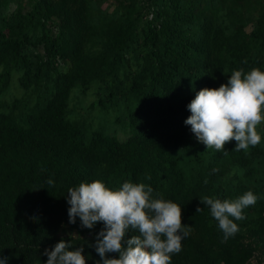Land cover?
Wrapping results in <instances>:
<instances>
[{
    "label": "trees",
    "instance_id": "obj_1",
    "mask_svg": "<svg viewBox=\"0 0 264 264\" xmlns=\"http://www.w3.org/2000/svg\"><path fill=\"white\" fill-rule=\"evenodd\" d=\"M253 68L264 71V0H0V255L46 264L63 239L96 264L88 245L103 224H70L67 194L100 180L143 183L182 208L191 232L171 264H249L264 247V122L258 145L233 140L227 155L184 122L198 91ZM74 89L93 98L78 115ZM110 114L112 129L95 126ZM247 191L257 202L224 241L200 200Z\"/></svg>",
    "mask_w": 264,
    "mask_h": 264
},
{
    "label": "clouds",
    "instance_id": "obj_2",
    "mask_svg": "<svg viewBox=\"0 0 264 264\" xmlns=\"http://www.w3.org/2000/svg\"><path fill=\"white\" fill-rule=\"evenodd\" d=\"M187 107L191 115L184 123L207 149L223 150L227 155L224 146L233 140V151L255 147L261 142L257 126L264 122V71L234 70L226 84L201 89ZM152 194L153 189L143 183L124 182L110 190L100 180L68 189L69 223L76 224L78 217L80 226L89 230L103 224L95 242L88 245L100 257L96 264H171V254L182 250V239L190 234L191 226L182 225V208L177 203ZM257 199L247 191L235 200L205 196L200 203L210 208L226 241L239 231L234 220L245 219L244 209L255 205ZM201 210L197 207L196 212ZM129 230L138 235L126 239ZM83 251V247L73 248L71 242L61 239L42 255L47 257L46 264H86ZM110 253L118 258L109 257ZM8 260L0 255V264H8Z\"/></svg>",
    "mask_w": 264,
    "mask_h": 264
},
{
    "label": "rangeland",
    "instance_id": "obj_3",
    "mask_svg": "<svg viewBox=\"0 0 264 264\" xmlns=\"http://www.w3.org/2000/svg\"><path fill=\"white\" fill-rule=\"evenodd\" d=\"M13 86L16 87V79L14 77L13 80ZM12 89V88H11ZM10 89V92L7 95V98H9L10 96H16V94H18L17 96H20L22 93L21 89ZM80 95L78 94V91L76 89L73 90L72 94H71V99H70V104L71 107H73L76 112L77 109H81L83 110L84 107H86L92 100L93 98L91 97V94H88L86 97H79ZM78 115V112L76 113ZM81 114V111H80ZM115 115H108L103 117V119H98L97 123L95 124V126H99V124H101L102 128L105 129H112L113 125H112V120L114 118ZM118 138L123 141L126 137L124 135H122L120 132H118ZM62 236H67V235H74L73 233L69 232L67 229H65L62 233ZM75 236V235H74ZM249 264H264V247L260 248L259 250H257V252L255 253L254 258L250 261Z\"/></svg>",
    "mask_w": 264,
    "mask_h": 264
}]
</instances>
